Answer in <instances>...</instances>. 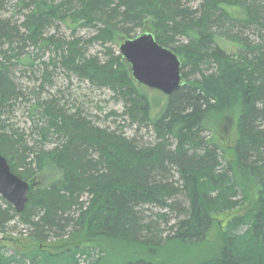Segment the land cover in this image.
I'll use <instances>...</instances> for the list:
<instances>
[{
    "label": "trees",
    "instance_id": "obj_1",
    "mask_svg": "<svg viewBox=\"0 0 264 264\" xmlns=\"http://www.w3.org/2000/svg\"><path fill=\"white\" fill-rule=\"evenodd\" d=\"M190 3L20 0L28 11L20 25L0 17V154L26 182L48 176L47 185L30 187L22 213L0 199V234L20 219L39 245L7 253L3 244L0 264H100L102 254L95 255L103 239L142 247L146 253L151 248L161 255L172 248L188 252L205 247L216 225L215 252L200 249L193 264H264V0H203L198 8ZM4 5L0 0V15ZM145 20L157 43L182 61L183 85L159 100L148 96L125 59L107 46L117 35L137 37ZM57 24L70 31V39L48 33ZM81 28L96 33L78 37ZM218 37L242 48L230 55L217 45ZM94 44L104 48V57L89 53ZM28 46L55 53L45 64L46 79L53 66L111 90L125 111L106 118L128 116L131 126L154 131V143L97 126L81 109L71 112L56 98L31 105L29 135L12 125L14 103L24 96L13 70L34 67ZM154 107H159L156 115ZM226 114L234 117L237 134L228 150L204 137L214 117ZM51 169L60 176L49 177ZM84 195L87 202L80 201ZM147 207L179 213L166 239L158 222L167 221V215L148 219ZM234 211L218 225L220 215ZM70 226L89 247L77 244L57 253L41 248ZM165 263L139 253L126 264Z\"/></svg>",
    "mask_w": 264,
    "mask_h": 264
},
{
    "label": "rangeland",
    "instance_id": "obj_2",
    "mask_svg": "<svg viewBox=\"0 0 264 264\" xmlns=\"http://www.w3.org/2000/svg\"><path fill=\"white\" fill-rule=\"evenodd\" d=\"M20 0H5L4 9L1 12L0 17L3 19L10 20L13 24L20 25L24 21V14L28 13L26 9H22L19 6ZM30 1V0H25ZM203 0H191L190 5L194 8H198ZM59 26V27H58ZM49 34L56 33L61 37H66L70 39V31L63 25H56L48 30ZM145 32H154L152 24L149 20H145L137 30V33ZM96 32L92 29L81 28L78 30V37L90 38ZM252 40H259L257 36H250ZM127 40L126 36L117 35L116 42L110 43L107 46L112 48L114 51L119 53V47L122 42ZM217 45L226 51L230 55H235L239 49L242 48V45L228 41L224 38L215 39ZM27 52L31 55V58L34 60V67H17L13 70V74L16 77V81L23 88L22 92L24 96L14 103V113L10 119V123L15 125L19 129L24 130L28 135L32 132L34 123L30 118L29 108L33 104H40L44 101H49L51 98L59 99V103L65 108L70 109L71 112L76 111V107L81 109L83 113L89 118L93 119L97 126L102 128H109L111 131H124L125 135L130 138H136L141 143H154L156 140L155 133L152 129L146 127L138 128L136 125L131 126V121L128 116L124 117H111L106 118L108 113L116 111L118 114H123L125 111L124 104L121 100H117L114 93L106 88H99L90 84L89 82L67 72L63 68H54L53 66L49 67L47 79L44 76L45 74V64H49L52 59L55 58V53L52 50H40L37 46H28ZM90 54H100L101 57H104V48L101 45L94 44L89 48ZM125 66L127 64L124 62ZM49 80L50 82H48ZM146 93L150 98H155L157 100L162 98H167L161 92L156 90H151L145 88ZM35 91V93H33ZM40 100V101H38ZM163 104V103H162ZM159 110V107H154L153 114L156 115ZM121 126H124L122 130H119ZM204 137L207 141H214L222 149H230L236 139L237 134L235 130V119L232 115L226 114L222 116L214 117V122L212 123L211 130L204 132ZM55 142L50 144L47 149H52L55 146ZM49 177L56 178L60 176L59 171L51 169L48 172ZM46 177H40L37 180V183H32L29 181L31 186L35 185V188L43 187L47 185ZM0 199L4 200L2 197ZM5 201V200H4ZM80 201L87 202L88 195H84ZM14 209V208H13ZM226 213L220 215L217 220L219 221L220 226L227 221L228 217L236 213ZM241 212V209L239 210ZM156 213H163L167 215V221L159 220L158 225L162 229V239H166L169 236L171 227L178 222L177 217L179 213L174 210L169 209H158L156 207H147L144 209V216L148 219H155ZM217 225L209 232L207 238V245L205 247H190L188 252L192 257L188 256V252L183 249H174L171 247H166V250H171L172 252H164L163 255L160 252H157L156 249L151 248L147 249L146 253L142 247H137L132 245H125L119 242H110L107 240H101L100 244L96 247L97 253L95 258L101 256L102 261L100 264H126L127 262L132 261L134 256H137L139 253L147 256L153 257L158 256L165 260V264H193L195 258L198 257L200 249L205 251L207 254H213L217 247ZM8 232L4 235L0 234V239L2 237L7 238V241H0V247L6 246L5 251L7 253H15L37 249L39 245L31 239L32 231L30 226L20 222V219H15L11 224L8 225ZM66 234L57 236L53 235L49 239H46L43 244H41L42 249H46L51 253L61 252L67 248H70L73 245H81L84 247H89L88 242L85 243L81 240L78 235H75L76 229L73 226L68 227ZM15 241L14 243H12ZM10 241V242H8ZM4 244V245H3ZM5 247V246H4ZM146 250V251H147ZM101 251V252H100ZM137 252V254H134ZM194 254V257H193ZM170 256V260L168 257ZM196 256V257H195Z\"/></svg>",
    "mask_w": 264,
    "mask_h": 264
},
{
    "label": "water",
    "instance_id": "obj_3",
    "mask_svg": "<svg viewBox=\"0 0 264 264\" xmlns=\"http://www.w3.org/2000/svg\"><path fill=\"white\" fill-rule=\"evenodd\" d=\"M119 54L131 69L132 78L138 85L156 90L170 97L183 85L182 61L172 50L159 45L151 32H145L124 41ZM30 183L15 175L0 154V197L17 213L28 204Z\"/></svg>",
    "mask_w": 264,
    "mask_h": 264
}]
</instances>
